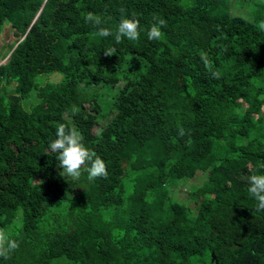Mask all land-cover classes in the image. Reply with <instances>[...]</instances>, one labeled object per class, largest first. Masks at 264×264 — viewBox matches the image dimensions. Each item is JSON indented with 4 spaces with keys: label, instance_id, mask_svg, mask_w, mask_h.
<instances>
[{
    "label": "trees",
    "instance_id": "16d2710c",
    "mask_svg": "<svg viewBox=\"0 0 264 264\" xmlns=\"http://www.w3.org/2000/svg\"><path fill=\"white\" fill-rule=\"evenodd\" d=\"M121 9L139 40L116 43ZM261 22L264 0H0V229L19 244L0 264H264ZM60 123L106 178L57 167Z\"/></svg>",
    "mask_w": 264,
    "mask_h": 264
},
{
    "label": "clouds",
    "instance_id": "9594fccd",
    "mask_svg": "<svg viewBox=\"0 0 264 264\" xmlns=\"http://www.w3.org/2000/svg\"><path fill=\"white\" fill-rule=\"evenodd\" d=\"M124 12L125 10L121 9L122 18L114 34L116 43H121L123 39L137 41L140 38V21L135 17L129 18L124 15ZM83 19L85 23L97 26V31L94 35L102 38L113 35L109 29L99 27L102 23L99 15L88 12L84 15ZM165 24L166 21L164 19H157V22L147 29V39L161 40L164 37L161 28ZM260 27L264 29V22H261ZM115 53V48H110L104 52L107 56ZM201 60L206 69L211 72L212 61L207 58L206 54H201ZM211 75L213 78H219L218 73L211 72ZM78 111L79 109L73 105L71 108L72 114L75 115ZM183 134L184 132L181 129L180 135ZM55 137L54 140L50 141L48 149L50 152L57 154L55 157L56 161H58L57 167L65 176L78 180L86 173L88 181L107 177L108 173L105 161L95 151L85 145L82 135L76 128H68L65 124L60 123L56 128ZM259 167L264 169V164H261ZM247 191L255 201L254 210L257 212L264 211V173L252 174L248 177ZM18 247V241L11 238L5 230L0 229V257L7 258Z\"/></svg>",
    "mask_w": 264,
    "mask_h": 264
},
{
    "label": "rangeland",
    "instance_id": "374dc122",
    "mask_svg": "<svg viewBox=\"0 0 264 264\" xmlns=\"http://www.w3.org/2000/svg\"><path fill=\"white\" fill-rule=\"evenodd\" d=\"M241 11H237V13H242L243 12V10L242 9H240ZM4 41H6V40H4ZM6 47V46H5ZM5 47H3L2 48V50L5 48ZM5 60H6V57H0V63H4L5 62ZM244 104V103H243ZM254 111V110H253ZM201 177V173H198V172H196V174L190 179V180H188L180 189H179V195H181L180 196V199H182L185 195L183 194L184 192L185 193H187V191H190V189H189V186L190 185H192V183H198V179ZM0 187L3 189V190H7L6 189V184H5V181L4 180H2L1 182H0ZM182 197V198H181Z\"/></svg>",
    "mask_w": 264,
    "mask_h": 264
},
{
    "label": "water",
    "instance_id": "95a60500",
    "mask_svg": "<svg viewBox=\"0 0 264 264\" xmlns=\"http://www.w3.org/2000/svg\"><path fill=\"white\" fill-rule=\"evenodd\" d=\"M233 246H235V245L232 244L231 247H233Z\"/></svg>",
    "mask_w": 264,
    "mask_h": 264
}]
</instances>
